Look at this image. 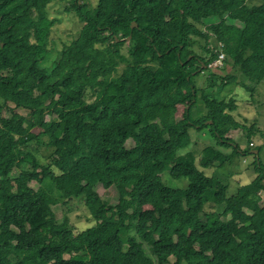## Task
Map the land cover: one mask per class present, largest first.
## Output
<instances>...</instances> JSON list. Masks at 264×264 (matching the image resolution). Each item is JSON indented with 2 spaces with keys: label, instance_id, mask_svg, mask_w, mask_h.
<instances>
[{
  "label": "trees",
  "instance_id": "1",
  "mask_svg": "<svg viewBox=\"0 0 264 264\" xmlns=\"http://www.w3.org/2000/svg\"><path fill=\"white\" fill-rule=\"evenodd\" d=\"M67 1L84 26L44 67L52 0H0V264H264V146L250 147L259 152L250 183L233 189L220 173L250 154L234 131L248 144L264 132L239 122L236 99L217 97L233 77L197 85L218 57L215 39L226 65L256 76L245 90L257 91L264 0ZM192 130L214 140L201 154ZM42 136L51 153L31 145ZM168 165L186 189L163 182ZM99 186L116 190L115 207ZM51 190L65 204L82 200L96 224L75 234Z\"/></svg>",
  "mask_w": 264,
  "mask_h": 264
},
{
  "label": "rangeland",
  "instance_id": "2",
  "mask_svg": "<svg viewBox=\"0 0 264 264\" xmlns=\"http://www.w3.org/2000/svg\"><path fill=\"white\" fill-rule=\"evenodd\" d=\"M91 6L96 7L98 0H88ZM260 0H250L249 5L253 7L254 5L260 4ZM69 6V2L67 0H52L51 4L48 7L49 16L51 19L56 21L55 26L51 30L50 34V57L49 60L43 63V66H51L55 60H57L60 52L63 48L73 43L77 40L80 35L81 29L84 26L77 15L74 12H68L67 7ZM201 46H207L208 43L205 40H200ZM127 47V46H126ZM124 48V54L128 55L127 48ZM209 47L212 49L215 47L213 42H209ZM198 54L200 56H205V52L202 49H198ZM125 64H123L120 69L119 73H122L123 69L125 68ZM197 78V85L199 87L207 88L209 85L207 84V80L211 78L212 75L219 76L220 78H227L233 77L234 82L227 84L221 93L217 95L220 100L230 98L236 99V103L239 106L238 111L236 112V117L242 125H246L247 127H251L252 125H256L258 130H262L264 132V80L261 82L259 89L251 95L248 93L245 88L249 85H256L255 80L256 76L244 75L238 71V69L233 68V66H226L225 69L218 68V70L202 72ZM211 94H216L218 92V88H214L209 90ZM12 107H14L12 105ZM183 108H179L178 117H180L183 113ZM19 113L26 115L27 112L20 110ZM5 117L10 116L9 112L4 113ZM41 130L36 129L34 130L35 134H39ZM246 131L243 129H239L238 131H234L230 138L234 140L240 146L243 152L250 151V154L247 156L245 155H238L234 160L232 165H228L225 169L221 170L220 173L229 181L231 182V186L235 189L237 183H250L255 176H251V171L248 169L249 167L254 168V159H255V150H250V147L255 144V147L264 146V137H256L252 141L253 143L248 144L247 138L245 137L244 133ZM208 133V132H207ZM207 133H198L196 130H192L191 136L194 139V149L201 154V151L209 146L211 142H214L213 139ZM133 145L132 141L127 143V147H131ZM212 145V144H211ZM237 146V145H236ZM191 147V146H190ZM189 147L188 150H191ZM254 147V148H255ZM45 151V148H42ZM240 150V151H241ZM230 151V150H228ZM181 153L186 152V150L180 151ZM258 152V151H257ZM49 152L45 153L48 154ZM261 159L264 162V148L261 152ZM170 166L168 165L164 173L162 174L163 182L173 189H186L189 184L190 180L186 178L182 179H173L170 176ZM204 170V169H202ZM218 170V169H217ZM214 168L204 170L205 173L209 176L217 171ZM32 187L37 189L39 185L37 183H33ZM97 192L99 193L100 197L106 201L110 205H116L119 200V195L117 194L116 190L109 189L106 190L103 186H99L97 188ZM54 196L59 199L60 195L58 192L53 191ZM264 196V195H263ZM55 213L58 218L63 219L64 217H68L70 220V224L74 227L75 234H78L92 226L95 225V221L84 205L82 200L73 199L70 200L68 205H64L63 201H60L58 205L55 206ZM66 258H70L69 255ZM81 258V257H77Z\"/></svg>",
  "mask_w": 264,
  "mask_h": 264
},
{
  "label": "clouds",
  "instance_id": "3",
  "mask_svg": "<svg viewBox=\"0 0 264 264\" xmlns=\"http://www.w3.org/2000/svg\"><path fill=\"white\" fill-rule=\"evenodd\" d=\"M215 41V39H213L211 42H213L214 44H215V47H213L212 49H210V50H213V51H215L217 54H218V57L215 59V60H213L210 64H209V66L213 63V62H215L221 55H223L224 56V65H223V69L225 68V60L227 59V55H226V53L223 51V46L220 44V43H215L214 42ZM209 66H208V69H209ZM226 66H232L231 64L230 65H226ZM218 70V69H217ZM209 71H213L214 72V70L213 69H209ZM260 85H261V83L258 85V89H259V87H260ZM257 89V90H258ZM12 105L14 106V107H12ZM10 106H11V108H15V105L14 104H10ZM18 111H20V110H16V112L17 113H19ZM7 112V111H6ZM10 114V113H9ZM19 114H21V113H19ZM21 115H23V114H21ZM8 117H11V114H10V116H8ZM50 118V117H49ZM49 118H47L48 120H49ZM27 125H29V123H27ZM36 130V129H35ZM40 130V129H39ZM34 131V130H33ZM40 141H42V146H39V144L37 143V142H35V143H32L31 145L34 147V149L37 151V153L39 152V151H42V152H49V153H51V151L50 150H48L47 148H46V144H48L49 143V139H48V137L47 136H42V137H40ZM131 141V140H130ZM129 142V141H128ZM127 142V143H128ZM252 146H254V144L252 145ZM42 148H45V151H43L42 150ZM255 153V152H254ZM26 169H30V168H26ZM23 170V168H18L17 169V171H22ZM171 170V169H170ZM170 176H171V173H170ZM172 177V176H171ZM173 178V177H172ZM52 191V194H53V191H56V190H51ZM57 192V191H56ZM53 196H54V194H53ZM55 197V196H54ZM56 198V197H55ZM57 199V198H56ZM60 201H63V204L64 205H68V204H65L66 203V201L64 200V199H62L61 197L58 199V202H60ZM106 202V201H105ZM84 203V202H83ZM107 203V202H106ZM108 204V203H107ZM85 205V204H84ZM108 206L109 207H115L116 205H110V204H108ZM87 208V207H86ZM88 209V208H87ZM88 211H89V209H88ZM90 212V211H89ZM95 221V220H94ZM100 222V221H99ZM95 224H96V221H95Z\"/></svg>",
  "mask_w": 264,
  "mask_h": 264
},
{
  "label": "built area",
  "instance_id": "4",
  "mask_svg": "<svg viewBox=\"0 0 264 264\" xmlns=\"http://www.w3.org/2000/svg\"><path fill=\"white\" fill-rule=\"evenodd\" d=\"M224 65V56L221 55L215 62H213L210 66L209 69L217 70L218 68H222Z\"/></svg>",
  "mask_w": 264,
  "mask_h": 264
},
{
  "label": "water",
  "instance_id": "5",
  "mask_svg": "<svg viewBox=\"0 0 264 264\" xmlns=\"http://www.w3.org/2000/svg\"><path fill=\"white\" fill-rule=\"evenodd\" d=\"M132 27H133V28H136L137 25L134 23ZM130 39H131V37H130L128 40H130ZM258 153H259V152H257V151L255 152V154H258Z\"/></svg>",
  "mask_w": 264,
  "mask_h": 264
}]
</instances>
